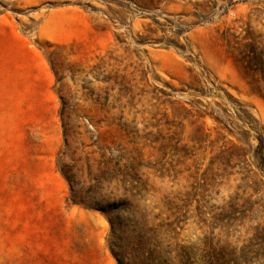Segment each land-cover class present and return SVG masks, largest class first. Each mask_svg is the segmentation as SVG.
Returning <instances> with one entry per match:
<instances>
[{
    "label": "rangeland",
    "instance_id": "374dc122",
    "mask_svg": "<svg viewBox=\"0 0 264 264\" xmlns=\"http://www.w3.org/2000/svg\"><path fill=\"white\" fill-rule=\"evenodd\" d=\"M0 264H264V0H0Z\"/></svg>",
    "mask_w": 264,
    "mask_h": 264
}]
</instances>
